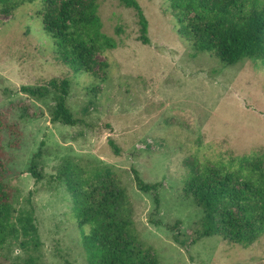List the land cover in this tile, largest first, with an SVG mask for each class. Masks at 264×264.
I'll return each instance as SVG.
<instances>
[{
	"label": "rangeland",
	"instance_id": "obj_1",
	"mask_svg": "<svg viewBox=\"0 0 264 264\" xmlns=\"http://www.w3.org/2000/svg\"><path fill=\"white\" fill-rule=\"evenodd\" d=\"M97 1L102 33L116 44L95 56L97 77L75 74L58 60L38 15L42 0L0 16V125L6 120L23 132L16 148L4 135L7 182L15 189L16 210L33 207L41 239L39 249L28 251L13 242L1 261L87 264L82 242L90 227L78 228L57 178L70 161L113 171L131 199L137 234L159 264H264V235L248 247L219 237L192 244L203 212L184 193L188 165L196 160L237 166L242 158L264 157V60L225 67L214 52L195 54L178 35L167 0H138L149 21L150 44L144 45L135 11ZM55 78L71 81L67 104L80 121L76 126L52 122L50 97L36 100L22 92ZM40 150L43 179L36 182L28 168ZM134 171L159 186L158 213L155 191L141 192ZM177 234L184 246L175 242Z\"/></svg>",
	"mask_w": 264,
	"mask_h": 264
},
{
	"label": "trees",
	"instance_id": "obj_2",
	"mask_svg": "<svg viewBox=\"0 0 264 264\" xmlns=\"http://www.w3.org/2000/svg\"><path fill=\"white\" fill-rule=\"evenodd\" d=\"M37 0H0V16L13 15L26 3ZM135 11L139 24V41L150 44L149 21L138 0H110ZM44 8L38 15L43 30L55 41V54L75 74H92L95 56L114 49L113 39L102 33L97 0H42ZM177 19L178 35L190 43L195 54L214 52L225 67L244 60H264L263 0H167ZM1 24V20H0ZM71 81L51 79L41 87H23L22 92L36 100L51 98V120L64 126L80 123L68 107ZM23 132L18 124L2 121L0 125V264L4 250L17 243L28 251L41 247L35 211L16 210L15 189L7 182L8 168L3 151L5 134L20 144ZM115 148L116 153L119 152ZM42 151L32 158L28 172L40 182L37 171ZM184 181L185 196L192 198L203 217L194 231L192 244L204 238L219 237L230 244L248 247L264 235V157L242 158L238 165L227 166L198 162L188 165ZM135 182L143 193L154 194L156 212L161 200L158 185L145 183L134 171ZM70 195L78 228L90 227L83 236L82 247L87 264H159L140 240L133 219V206L126 188L112 170H88L66 162L57 176ZM31 206V197L28 200ZM161 226V222H154ZM174 235L181 246L186 243ZM26 264H35L29 259Z\"/></svg>",
	"mask_w": 264,
	"mask_h": 264
}]
</instances>
